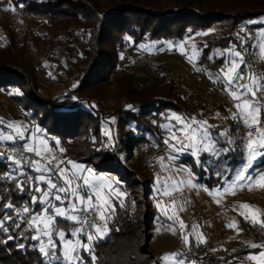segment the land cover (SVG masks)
<instances>
[{
	"label": "trees",
	"instance_id": "obj_1",
	"mask_svg": "<svg viewBox=\"0 0 264 264\" xmlns=\"http://www.w3.org/2000/svg\"><path fill=\"white\" fill-rule=\"evenodd\" d=\"M261 2L264 0H12L15 12L0 10V115L12 101L48 133L78 147L76 157L80 161L102 171L123 169L129 173L119 155L132 151L146 137L131 143L134 135L125 132L126 126L135 123L141 131L152 135L159 131L153 119L160 122V114L183 113L190 106L174 93L173 79L149 87L138 72H121L120 52L129 45L125 37L132 38L131 47L135 48L144 41L180 39L219 28L221 35L207 41L199 60L215 66L222 59L209 57L236 39L237 25L264 14ZM19 4L24 6L20 8ZM24 18L39 22L36 29L26 28ZM17 21L24 29L16 25ZM41 73L48 75L49 85L63 90L55 96L44 95ZM113 81L123 89V94L108 115L116 118L122 142L108 148L99 146L107 115L93 102ZM17 88L22 95L10 94ZM63 97L67 99L62 101ZM6 164L7 161L0 162V173L9 171ZM30 195L15 192L14 182L0 179V196H7L18 206L29 201ZM37 208L35 205L34 209ZM115 212L109 237L96 248L98 264H154L158 256L150 249L152 210L148 203L141 218L119 205ZM7 214L13 215L10 210ZM60 227L65 225L61 223ZM8 234L17 233H0V240ZM19 243L26 248H18ZM35 243L21 239L0 243V264H41ZM81 255L85 264H91L87 253ZM208 259L209 264L216 262Z\"/></svg>",
	"mask_w": 264,
	"mask_h": 264
},
{
	"label": "snow or ice",
	"instance_id": "obj_2",
	"mask_svg": "<svg viewBox=\"0 0 264 264\" xmlns=\"http://www.w3.org/2000/svg\"><path fill=\"white\" fill-rule=\"evenodd\" d=\"M18 6L22 8L24 5ZM6 10L16 11L12 0H9ZM260 19L264 21V17ZM241 31L246 30L242 28ZM255 40L252 47L259 49L257 59L264 62V28L259 30ZM245 43L247 41L241 38V44ZM215 58L223 61L215 72L203 67H196V71L205 73L228 97L232 107L222 119H230L233 124L224 127L222 124H211L207 119L171 112L167 116L162 113L167 122L158 125L163 130L162 143L166 152L157 158V163L169 175H157L156 195L171 199L167 202L158 199L156 206L172 221L166 230L174 235L178 231L184 250L187 251H190L193 241L199 246L206 244L207 239L199 231L198 224L189 226L179 215L186 210L185 205L188 203L182 200L184 189L196 187L191 169L175 164L181 155H191L196 165L205 171L217 169L218 177H227L231 173L232 179L226 181L224 194L234 195L237 188L249 191L264 189V168L261 167L264 165V72L254 71L246 62L245 53L235 45L218 50L209 60ZM188 60L195 67L196 53L188 56ZM10 94L22 95L18 88ZM127 108L132 109L133 106L127 105ZM215 115L220 117L219 112ZM233 128L236 129L235 133ZM35 131L41 130L36 128ZM105 135L109 136V133L106 131ZM7 142H11L12 146L0 150V162L7 161L5 166L9 171L0 173V179L14 182L15 192L31 195L23 206H18L7 196H0V207L5 210L0 212V233L7 234L12 230L17 233L8 234L0 243L6 244L17 239L36 242L33 247L41 257V264H85L82 252L88 254L91 264H98L96 248L112 231L109 227L115 213L112 201L119 200L123 207L121 197L127 195L116 187L120 182L98 175L93 169L75 161L58 157L46 140L32 132L31 126L0 118V145ZM56 143L59 144L58 141ZM102 147H113L110 136L108 143ZM59 152L63 153L64 149L60 148ZM237 156L239 160L233 173L230 165ZM26 168L35 175L29 174ZM181 173L184 178L177 179ZM203 190L209 191L207 188ZM10 191L5 189V192ZM176 193L179 195H174ZM216 195L221 193L217 192ZM215 202L219 204L221 201L217 199ZM29 205L42 207L34 211ZM8 210L13 215H8ZM235 210L245 222L264 230V211L246 202L240 203ZM61 223L65 227H60ZM226 227L233 229L237 235L243 231L235 219L229 221ZM244 244L259 250L255 254L250 253L245 259L253 264H264V241H245ZM17 246L26 248L24 243ZM184 250L164 253L154 258V264L157 261L159 264H197L196 260L185 257Z\"/></svg>",
	"mask_w": 264,
	"mask_h": 264
},
{
	"label": "rangeland",
	"instance_id": "obj_3",
	"mask_svg": "<svg viewBox=\"0 0 264 264\" xmlns=\"http://www.w3.org/2000/svg\"><path fill=\"white\" fill-rule=\"evenodd\" d=\"M8 6L9 0H0V10L4 11ZM261 17H264V14L248 18L243 23L237 25L234 35L236 39L223 49H219L222 51L233 45L237 46L239 50L245 53L246 62L256 72H264V62H260L257 59L259 49L252 47L256 43L255 37L259 30L264 28V21H261ZM249 21H257V23L249 24ZM22 22L26 28L31 27L33 29H36L39 24L37 21H30L25 18ZM15 23L21 29H24L21 21ZM242 28L246 31H241ZM216 35H221V30L212 27L208 30L185 35L180 39L144 41L135 48L131 47L133 45L132 38L126 36L125 39L129 45H126L120 52L118 68L121 72H138L140 76L146 78L145 86L149 87L152 84L155 86L163 85L168 79H173L174 93L190 106V109L181 114L196 116L200 120L207 119L211 124H222L224 127H228L233 122L230 119H222V117L228 115V109L232 107L228 101V97L221 91L219 85L209 80L205 73L196 71V67H203L215 72L222 66L223 61L215 66H208V62L199 61L202 48L209 39ZM241 38L247 41V43L241 44ZM201 42H203L202 46L200 45ZM194 52L196 53L195 67L188 60V56L193 55ZM48 81V75L41 73V82L45 86L41 91L44 95L55 96L63 90V87L58 85H49ZM122 94L123 89L113 81L109 86L104 87L99 96L96 97L95 102H93L98 109L105 111L108 122L104 124L99 146L107 144L109 136L112 142L117 145L122 142L121 128L118 126L116 118L108 115L112 105ZM66 99L67 97H63L62 101ZM171 112L174 111H167L163 114L167 116ZM217 112L220 113V117L215 115ZM160 117L162 119L160 122L153 119L152 123L155 126L167 122L164 116L161 115ZM0 118L31 126L32 132L36 136L46 140L48 146L55 150L54 154L58 157L72 160L91 168L98 175L118 180L120 183L116 187L119 188L120 192L127 194L121 197L123 208L130 209L137 218L142 217L144 205L148 203L152 210L150 249L158 257L167 252L184 250L179 232L177 231V234L174 235L172 232L166 230L172 224V221L168 220L156 206L158 199H163L165 202L171 199L170 197L156 195L157 175L161 177L169 175L157 163V158L164 156L166 152L165 145L162 143L163 130L160 127H158L159 131L155 130L154 134L151 135L150 133L141 131L135 123H130L126 126L125 132L134 135L131 143H138V139L136 138L141 136H145L146 140L135 145L133 149L131 148L132 151L120 153V163L129 172L125 173L123 169L116 172L98 170L94 165L80 161L76 157V153L79 150L78 147L72 142H63L61 138L48 133L37 121L32 118L28 119L24 111L13 104L12 101L7 104V108L1 113ZM36 128H39L41 131L36 132ZM106 131L109 133V136L105 135ZM235 131L236 129L233 128L234 133ZM57 141L59 142L58 145ZM3 146L11 147L12 144L11 142H7L4 145H0V148L2 149ZM60 148L64 149L63 153L59 152ZM28 155L31 156L32 154ZM237 160H239L238 156L233 159L230 165L233 173L237 167ZM175 164L177 167L183 165L190 168L192 173H194L193 183L196 185L194 188L186 187L184 189L182 200H186L188 203L185 205L186 210L179 215L185 224L189 226L198 224L199 231L207 239L206 244L199 246L193 241L190 245V251L184 250L185 257L189 260H196L197 264H209L207 262L209 261L208 258L216 259V262L212 264H253V262L246 260L245 257L250 253L255 254L259 250L246 247L244 242L252 241L260 243L264 241V230H261L259 226H253L245 222L235 209L240 203L246 202L264 211V189L254 188L252 191H249L237 188L234 195L231 193L224 194L223 188L226 186V181L232 179L231 173L227 177H218L216 175L217 169L209 168L205 171L196 165L195 158L189 154L181 155L175 161ZM261 167L264 168V165H261ZM28 172L35 175L31 170ZM183 178V173L177 176V179ZM160 186L162 187V184ZM204 188L209 189V191H204ZM209 192L213 194L210 195ZM217 192H220L221 195H216ZM174 195L178 196L179 194L176 193ZM217 199L221 201L219 204L215 202ZM112 203L115 205L116 211L117 205L120 206V201L113 199ZM34 206L29 205L33 209ZM41 207V205H38V208L34 209V211H39ZM233 219L239 221V227L243 229L239 235L233 229L226 227V224ZM143 238L142 235L141 242H143ZM233 249L236 251L233 252Z\"/></svg>",
	"mask_w": 264,
	"mask_h": 264
},
{
	"label": "built area",
	"instance_id": "obj_4",
	"mask_svg": "<svg viewBox=\"0 0 264 264\" xmlns=\"http://www.w3.org/2000/svg\"><path fill=\"white\" fill-rule=\"evenodd\" d=\"M151 65V64H150ZM27 171H30L29 169L26 168Z\"/></svg>",
	"mask_w": 264,
	"mask_h": 264
}]
</instances>
